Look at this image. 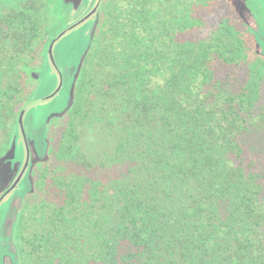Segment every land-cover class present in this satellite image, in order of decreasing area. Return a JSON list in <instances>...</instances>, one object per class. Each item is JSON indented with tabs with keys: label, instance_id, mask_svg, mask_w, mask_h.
<instances>
[{
	"label": "trees",
	"instance_id": "obj_1",
	"mask_svg": "<svg viewBox=\"0 0 264 264\" xmlns=\"http://www.w3.org/2000/svg\"><path fill=\"white\" fill-rule=\"evenodd\" d=\"M56 2L0 21L5 119L65 30ZM220 2L104 0L59 165L21 216L22 264H264V58ZM95 122L110 133L98 160L79 146Z\"/></svg>",
	"mask_w": 264,
	"mask_h": 264
},
{
	"label": "rangeland",
	"instance_id": "obj_2",
	"mask_svg": "<svg viewBox=\"0 0 264 264\" xmlns=\"http://www.w3.org/2000/svg\"><path fill=\"white\" fill-rule=\"evenodd\" d=\"M55 1L54 13L63 18L61 28H64V19L69 17L65 23V34L53 47L52 57L49 52L44 54V49L40 54V63L36 62L37 67L28 65V70L32 71V79L35 80L34 85L37 86L33 94L25 95L28 102L24 104V134L18 123L24 108L11 112L5 119L3 105L8 104V101L4 90L8 85V77H0V151H6L0 156V198L17 183L0 204V264H21L17 243L18 226L25 203L36 189L34 171L50 154L51 122L58 116L63 117L74 105L82 68L100 24L97 12L78 24L97 8L99 0H88L84 6L82 0L77 5L71 2L76 14H70L71 8L63 6L65 3L62 0ZM246 1L251 2V7L264 21V5L260 4L261 0H221V3L230 15L239 18L243 24H250L255 31L257 24L250 15L251 12L246 9ZM21 2L22 0H0V21L3 23L14 10L20 9ZM256 33L259 51L264 57V32ZM10 48L11 46L3 48L0 42V56L2 57L1 52L9 54ZM86 132L79 146L88 158L98 160L105 155V151H111L106 144H102L109 139L110 133L102 129L100 123L95 122ZM27 162L28 167L19 180ZM115 168L116 165H107V170L118 171Z\"/></svg>",
	"mask_w": 264,
	"mask_h": 264
},
{
	"label": "flooded vegetation",
	"instance_id": "obj_3",
	"mask_svg": "<svg viewBox=\"0 0 264 264\" xmlns=\"http://www.w3.org/2000/svg\"><path fill=\"white\" fill-rule=\"evenodd\" d=\"M63 1V3H65L63 6H69L70 8H71V10H70V14H71V12H75V14L77 13V11H74V7H73V5L71 4V3H66L65 2V0H62ZM88 0H82V5L84 4V5H86L88 2H87ZM103 2H104V0H99V2H98V5H97V8L95 9L96 10V12L97 13H99V16H100V14H101V6H102V4H103ZM246 4H247V8L246 9H248L250 12H251V14L250 15H252L253 16V18H254V20H255V22H256V24H257V26H256V30L254 31V29H253V27L250 25V24H243L242 22H241V20L239 19V18H237V17H234L235 18V20L239 23V24H241L240 26L241 27H243V30H246L247 31V33H248V35L250 36L251 35V33H254L255 34V36H256V38L258 39V37H257V33L256 32H264V21H263V19H261V17L260 16H258V13L251 7V2H247L246 1ZM260 4H262L261 3V1H260ZM83 5V6H84ZM263 5V4H262ZM220 6L222 7V3L220 2ZM95 12V13H96ZM94 13V14H95ZM71 16V15H70ZM101 17V16H100ZM64 32V30H62V31H59L58 33H57V35H56V37L48 44V48H46V50L44 51V54L46 53H48V51H49V47H50V44L51 43H53V42H55L54 43V45L63 37H61V38H59V36L62 34ZM252 37H253V41L255 42V38H254V35L252 34ZM257 42H258V40H257ZM255 45H257L256 47H257V51H258V53H259V55L261 56V57H263L262 56V54L260 53V51H259V47H258V45H259V42H258V44H256V42H255ZM91 49V48H90ZM264 58V57H263ZM70 111V110H69ZM69 111H67V113H65V115L63 116V117H56L55 118V120H53L52 122H51V127H50V134H49V139H50V145H51V150H50V154H49V156H48V158H47V160H45L44 162H41L40 164H39V166L35 169V171H34V179L36 180V189L34 190V192L29 196V198L27 199V201H26V203H25V207H24V210H25V208H26V206L27 205H29L36 197H40L41 195H44L46 192H47V188L45 189L44 188V186H46V180H44V181H40V177H41V175H42V173L44 172V169L45 168H49V167H53V166H55V165H57L58 163H55V161L53 160V152H54V149H55V147H54V141H55V135L56 134H59V127H63V126H65L66 125V123H67V121H68V114H69ZM21 114V113H20ZM54 138V139H53ZM7 148H8V146H7ZM7 150V149H6ZM6 152V151H5ZM4 152V153H5ZM3 152H2V154L1 155H3L4 154ZM0 155V156H1ZM59 165V164H58ZM27 167H28V162L26 163V165H25V167H24V169H23V171H22V173L20 174V176H19V178L18 179H20L21 180V178L23 177V175H24V173H25V171H26V169H27ZM56 167V166H55ZM117 168V167H116ZM115 168V169H116ZM108 171L109 172H111V170H109L108 169ZM14 190V189H13ZM12 190V191H13ZM11 191V192H12ZM10 192V193H11ZM7 193V192H6ZM5 193V194H6ZM9 193V194H10ZM8 194V195H9ZM7 195V196H8ZM6 196V197H7ZM5 197V198H6ZM24 210H23V212H24ZM22 212V213H23ZM22 216V215H21ZM20 221H21V219H20ZM19 227H20V222H19V226H18V230H19ZM21 264H22V261H21Z\"/></svg>",
	"mask_w": 264,
	"mask_h": 264
},
{
	"label": "water",
	"instance_id": "obj_4",
	"mask_svg": "<svg viewBox=\"0 0 264 264\" xmlns=\"http://www.w3.org/2000/svg\"><path fill=\"white\" fill-rule=\"evenodd\" d=\"M80 0H65L66 3H73L74 5H77L79 3ZM96 12V10H94L91 14H89L86 18H84L83 20H81L78 24H81L83 23L85 20L89 19L94 13ZM248 12L250 13V11L248 10ZM252 17V16H251ZM74 28V27H73ZM65 34V32H63L59 38H61L63 35ZM54 43H51L50 44V47H49V54L50 56L52 57V50H53V47H54ZM25 115V110H23L20 114V117H19V120H18V123H19V126L24 134V127H23V117ZM20 180V179H19ZM18 180V181H19ZM17 183H15L8 191L6 194H4L1 198H0V204L2 203V201L5 199V197L14 189V186L16 185Z\"/></svg>",
	"mask_w": 264,
	"mask_h": 264
}]
</instances>
